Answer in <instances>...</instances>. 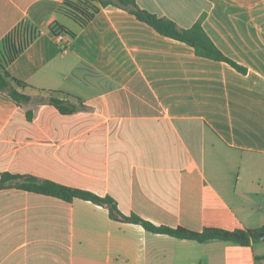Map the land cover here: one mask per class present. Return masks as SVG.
<instances>
[{
	"label": "crops",
	"instance_id": "1",
	"mask_svg": "<svg viewBox=\"0 0 264 264\" xmlns=\"http://www.w3.org/2000/svg\"><path fill=\"white\" fill-rule=\"evenodd\" d=\"M63 1L0 0V64L17 26L33 36L5 65L27 85L17 91L87 108L61 115L0 94V174L109 196L157 226L263 228L264 0H136L178 29L200 23L244 73L114 6L81 27L59 11ZM0 264H264V240L176 239L112 221L90 202L5 189Z\"/></svg>",
	"mask_w": 264,
	"mask_h": 264
},
{
	"label": "trees",
	"instance_id": "2",
	"mask_svg": "<svg viewBox=\"0 0 264 264\" xmlns=\"http://www.w3.org/2000/svg\"><path fill=\"white\" fill-rule=\"evenodd\" d=\"M107 6H114L129 12L140 22L152 27L157 33L180 41L193 48L195 54L199 57L225 62L237 71L245 72L243 68L226 58L215 47L200 23H196L188 29H178L172 21L158 18L145 10L139 9L136 5V0H64L58 9L79 26L84 27L93 20L101 8ZM68 34L73 36L72 33ZM32 37H17L14 39V31H12L3 40V64H0V94L18 106L28 105L32 101L38 104H48L54 107L61 115H71L76 112L85 111L87 108L82 104L60 99L54 92H47L46 97L32 99L30 96L17 91V88H25L27 85L11 77L5 70V65L13 62L21 54L32 40ZM26 117L30 119V112L26 113ZM5 189H15L48 196L65 203H71L73 200L90 202L93 205L106 209L112 221L122 224L138 225L146 232L152 234L166 235L176 239L191 240L198 243L219 240L240 246H250L251 244L259 242L260 234L264 233V227L261 229L234 231L205 228L201 232H193L182 227L170 228L167 226H157L133 213L129 215L122 214L116 202L109 196L100 197L86 190L67 187L29 175L0 174V190Z\"/></svg>",
	"mask_w": 264,
	"mask_h": 264
},
{
	"label": "built area",
	"instance_id": "3",
	"mask_svg": "<svg viewBox=\"0 0 264 264\" xmlns=\"http://www.w3.org/2000/svg\"><path fill=\"white\" fill-rule=\"evenodd\" d=\"M13 31H14V39H16L17 37L31 38L32 36V31L25 24H20ZM54 37L58 43H61L65 39L64 34L61 33L58 35H54Z\"/></svg>",
	"mask_w": 264,
	"mask_h": 264
},
{
	"label": "water",
	"instance_id": "4",
	"mask_svg": "<svg viewBox=\"0 0 264 264\" xmlns=\"http://www.w3.org/2000/svg\"><path fill=\"white\" fill-rule=\"evenodd\" d=\"M260 240L263 241L264 240V233L260 234Z\"/></svg>",
	"mask_w": 264,
	"mask_h": 264
},
{
	"label": "rangeland",
	"instance_id": "5",
	"mask_svg": "<svg viewBox=\"0 0 264 264\" xmlns=\"http://www.w3.org/2000/svg\"><path fill=\"white\" fill-rule=\"evenodd\" d=\"M39 97H45V96H44V94H40ZM39 97H38V98H39Z\"/></svg>",
	"mask_w": 264,
	"mask_h": 264
}]
</instances>
